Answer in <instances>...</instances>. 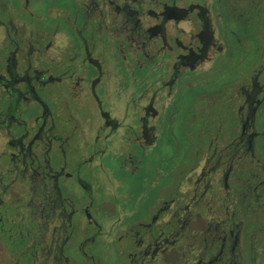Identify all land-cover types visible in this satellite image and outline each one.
I'll return each mask as SVG.
<instances>
[{"label":"flooded vegetation","instance_id":"obj_1","mask_svg":"<svg viewBox=\"0 0 264 264\" xmlns=\"http://www.w3.org/2000/svg\"><path fill=\"white\" fill-rule=\"evenodd\" d=\"M0 264H264V0H0Z\"/></svg>","mask_w":264,"mask_h":264},{"label":"rangeland","instance_id":"obj_2","mask_svg":"<svg viewBox=\"0 0 264 264\" xmlns=\"http://www.w3.org/2000/svg\"><path fill=\"white\" fill-rule=\"evenodd\" d=\"M114 94H116L115 90H114ZM114 97H120V96L119 95H114ZM124 117L125 116H123V118ZM114 145L115 144L113 142L112 145L109 147L110 150L116 151V150H122V148H123V147L121 148V147H118V146L114 147ZM121 161H123V160L120 159L119 163ZM119 163H118V160H117L116 156L114 155V165H113V167H114V180L117 181V182L121 181L122 184H124V190H123L121 196L123 197V199H127V197H128V195H127L128 178H127V174H126V172L124 170L125 167H124V169L122 168V170L118 169L117 166H119ZM107 165L111 166L109 164H107ZM115 165H117V166H115ZM110 172L113 174V169H110Z\"/></svg>","mask_w":264,"mask_h":264}]
</instances>
